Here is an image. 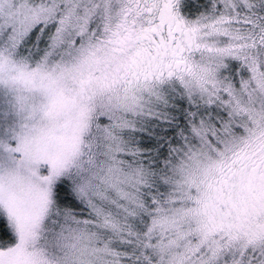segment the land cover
Segmentation results:
<instances>
[{
	"label": "snow or ice",
	"instance_id": "snow-or-ice-1",
	"mask_svg": "<svg viewBox=\"0 0 264 264\" xmlns=\"http://www.w3.org/2000/svg\"><path fill=\"white\" fill-rule=\"evenodd\" d=\"M0 264H264V0H0Z\"/></svg>",
	"mask_w": 264,
	"mask_h": 264
}]
</instances>
